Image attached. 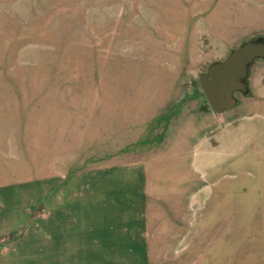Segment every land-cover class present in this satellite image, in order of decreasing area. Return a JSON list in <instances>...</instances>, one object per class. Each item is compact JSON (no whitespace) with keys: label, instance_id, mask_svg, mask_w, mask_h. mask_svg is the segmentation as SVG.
Segmentation results:
<instances>
[{"label":"rangeland","instance_id":"1","mask_svg":"<svg viewBox=\"0 0 264 264\" xmlns=\"http://www.w3.org/2000/svg\"><path fill=\"white\" fill-rule=\"evenodd\" d=\"M261 38L264 0H0V264H264V59L200 83Z\"/></svg>","mask_w":264,"mask_h":264},{"label":"water","instance_id":"2","mask_svg":"<svg viewBox=\"0 0 264 264\" xmlns=\"http://www.w3.org/2000/svg\"><path fill=\"white\" fill-rule=\"evenodd\" d=\"M264 59V39L247 41L223 61L213 63L200 76L202 90L211 108L221 113L237 104L236 93H248L247 77L251 65Z\"/></svg>","mask_w":264,"mask_h":264},{"label":"crops","instance_id":"3","mask_svg":"<svg viewBox=\"0 0 264 264\" xmlns=\"http://www.w3.org/2000/svg\"><path fill=\"white\" fill-rule=\"evenodd\" d=\"M263 59H258L257 61H255L254 63H256V62H259V61H262ZM253 63V64H254ZM253 64L251 65V68H253L252 66H253ZM251 68H250V72H251ZM249 87H250V85H249ZM249 89H251V88H249ZM251 92H252V89H251Z\"/></svg>","mask_w":264,"mask_h":264}]
</instances>
